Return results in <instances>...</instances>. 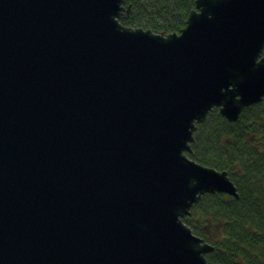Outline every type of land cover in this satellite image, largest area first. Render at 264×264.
I'll list each match as a JSON object with an SVG mask.
<instances>
[{
	"label": "water",
	"instance_id": "95a60500",
	"mask_svg": "<svg viewBox=\"0 0 264 264\" xmlns=\"http://www.w3.org/2000/svg\"><path fill=\"white\" fill-rule=\"evenodd\" d=\"M125 2L0 0V264H207L182 218L239 198L186 153L262 101L264 0H196L167 35Z\"/></svg>",
	"mask_w": 264,
	"mask_h": 264
},
{
	"label": "trees",
	"instance_id": "16d2710c",
	"mask_svg": "<svg viewBox=\"0 0 264 264\" xmlns=\"http://www.w3.org/2000/svg\"><path fill=\"white\" fill-rule=\"evenodd\" d=\"M196 0H126L121 24L167 35L185 27ZM264 55V50H263ZM191 151L197 163L226 171L239 194H205L182 221L211 244L207 264H264V97L229 122L213 108L197 124Z\"/></svg>",
	"mask_w": 264,
	"mask_h": 264
}]
</instances>
